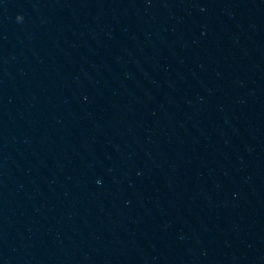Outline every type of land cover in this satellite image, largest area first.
Here are the masks:
<instances>
[{
  "label": "water",
  "instance_id": "obj_1",
  "mask_svg": "<svg viewBox=\"0 0 264 264\" xmlns=\"http://www.w3.org/2000/svg\"><path fill=\"white\" fill-rule=\"evenodd\" d=\"M0 264H264V0H0Z\"/></svg>",
  "mask_w": 264,
  "mask_h": 264
},
{
  "label": "clouds",
  "instance_id": "obj_2",
  "mask_svg": "<svg viewBox=\"0 0 264 264\" xmlns=\"http://www.w3.org/2000/svg\"><path fill=\"white\" fill-rule=\"evenodd\" d=\"M18 19H23V17L21 16V17H18Z\"/></svg>",
  "mask_w": 264,
  "mask_h": 264
}]
</instances>
